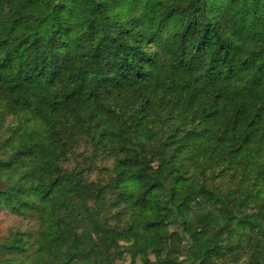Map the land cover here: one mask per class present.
I'll return each instance as SVG.
<instances>
[{
	"label": "trees",
	"instance_id": "1",
	"mask_svg": "<svg viewBox=\"0 0 264 264\" xmlns=\"http://www.w3.org/2000/svg\"><path fill=\"white\" fill-rule=\"evenodd\" d=\"M5 211L0 264H264V0H0Z\"/></svg>",
	"mask_w": 264,
	"mask_h": 264
},
{
	"label": "rangeland",
	"instance_id": "2",
	"mask_svg": "<svg viewBox=\"0 0 264 264\" xmlns=\"http://www.w3.org/2000/svg\"><path fill=\"white\" fill-rule=\"evenodd\" d=\"M82 149L84 148H81L80 150ZM89 150L90 149L88 148L85 149V151L87 152H89ZM111 161H112V158H107V157L98 159L95 162V165L97 168L93 172V174L90 176V178L97 179L99 175L101 177L102 167L108 166L111 163ZM73 164H74V160L72 159L70 160L69 163H66L64 165L67 167L68 166L71 167ZM225 179L218 177L217 181L219 180L225 181ZM116 209L110 207L107 210H102L100 217L103 219L105 218L112 225L119 224L120 227H126L127 224L125 223V221L130 216L131 210L123 211L122 208L119 210H116ZM118 219H120L121 221H118ZM32 227L34 226L32 224H29L27 219H25L23 216L13 215L6 211L0 212V236L6 234V232L11 228H18L21 231H27V230L33 229ZM175 227H176L175 225H169L170 229H174ZM73 230L74 229H71V230L69 229L68 234H72ZM241 237H242V231H237L236 233H234V236L231 242H235L237 241V239L239 240ZM118 242L123 246H129L131 243H133V238L130 235H123V236H120V238L118 239ZM225 243L226 242H223L222 250H220L218 254L215 256L216 258L215 264H226V262H228L235 255V251H230L229 247L225 246L226 245ZM159 252L161 255H165L166 251L159 250L157 252H149L148 258L154 261L157 258L156 254ZM194 252H196L195 248L190 251L192 256ZM180 256H181V259H186V255H180ZM132 259L133 258L131 257V254L129 252H124L123 254H120L117 256L115 260V264H131ZM134 261L138 264H141L142 257L137 256L134 258ZM183 264H192V263L186 260L185 262H183Z\"/></svg>",
	"mask_w": 264,
	"mask_h": 264
}]
</instances>
